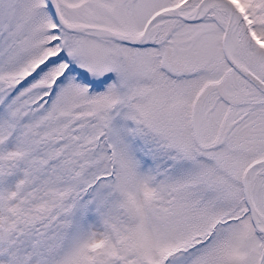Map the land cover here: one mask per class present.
<instances>
[{"label": "snow or ice", "instance_id": "1", "mask_svg": "<svg viewBox=\"0 0 264 264\" xmlns=\"http://www.w3.org/2000/svg\"><path fill=\"white\" fill-rule=\"evenodd\" d=\"M0 264H264V0H0Z\"/></svg>", "mask_w": 264, "mask_h": 264}]
</instances>
